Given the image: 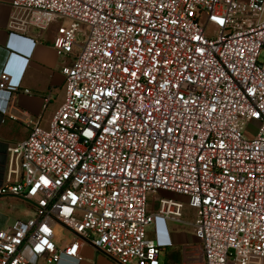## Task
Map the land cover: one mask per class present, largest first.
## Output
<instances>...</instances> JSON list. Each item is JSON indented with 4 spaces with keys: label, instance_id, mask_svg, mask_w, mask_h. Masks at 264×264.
<instances>
[{
    "label": "built area",
    "instance_id": "1",
    "mask_svg": "<svg viewBox=\"0 0 264 264\" xmlns=\"http://www.w3.org/2000/svg\"><path fill=\"white\" fill-rule=\"evenodd\" d=\"M55 21L53 48L75 59L49 125L32 120L8 147L0 196L34 213L0 230V264L78 259L83 244L116 264H161L147 235L158 217L193 228L203 264L263 260L264 0L10 4L11 32ZM18 87L6 63L3 113ZM160 190L187 201L161 198L153 211ZM58 228L72 234L65 244Z\"/></svg>",
    "mask_w": 264,
    "mask_h": 264
},
{
    "label": "crops",
    "instance_id": "2",
    "mask_svg": "<svg viewBox=\"0 0 264 264\" xmlns=\"http://www.w3.org/2000/svg\"><path fill=\"white\" fill-rule=\"evenodd\" d=\"M12 0H0V72L7 63V70L14 82L19 84L13 92L8 113L0 109V185L5 182L8 147L26 138L31 130V121L38 120L44 126L49 125L54 113L65 100V76L62 68L70 65L74 54H57L52 46L57 22H53L47 30L32 28L27 34L11 32L9 28V12ZM29 92H25V90ZM51 93L49 102L45 97ZM0 94V102L3 101ZM161 198H171L186 202L184 195L160 190L150 195L149 208L156 211ZM8 212L15 218L27 219L33 216L34 206L26 199L15 196H0V230L12 224ZM170 221L156 218L150 227L152 235L161 246L160 261L168 263L172 257L175 264H203L200 243L194 234H190L184 245L175 244L172 239ZM69 240V239H68ZM68 240L59 244H65ZM170 249L169 252H167ZM166 252L165 258L161 256ZM39 264H47L41 260ZM52 264H116L111 258L97 250L91 244H83L78 259L63 257ZM251 264H264L254 260Z\"/></svg>",
    "mask_w": 264,
    "mask_h": 264
},
{
    "label": "rangeland",
    "instance_id": "3",
    "mask_svg": "<svg viewBox=\"0 0 264 264\" xmlns=\"http://www.w3.org/2000/svg\"><path fill=\"white\" fill-rule=\"evenodd\" d=\"M85 31L88 32V29L83 24L81 26L80 32L78 33V39L81 42H84V40L86 39ZM208 32L209 33H214V27L211 26V25L208 26ZM263 55H264V51H263ZM249 127H252V125H249ZM149 199H150V195L148 196V200ZM13 215H14L13 212L12 213L8 212L6 214V216L8 218L11 217L10 221H12V223L17 219ZM183 219L184 220H193V210L188 206L187 203H185L184 218ZM149 229H148V232H150V234L152 235L151 230H149ZM170 229H171L172 239L175 242V244L177 243V244H180V245H184L186 243V241L188 240L189 235L193 234V228L191 226L183 224V223H180V222H174V223L171 222L170 223ZM57 234H58V239L57 240L59 241V243L70 239L71 236H72V234L70 232H68V230H66L65 228H58L57 229ZM170 249H172V248H169V250L167 252H169ZM165 254H166V252H163V254L161 256L162 260L165 258ZM174 260H175V258L172 257L171 260H168V263H164L162 261L161 264H175V263H172V262H174Z\"/></svg>",
    "mask_w": 264,
    "mask_h": 264
}]
</instances>
